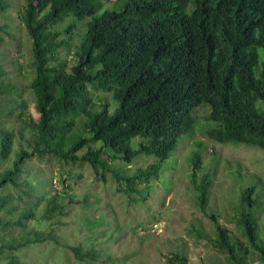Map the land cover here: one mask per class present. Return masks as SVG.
<instances>
[{"label": "trees", "instance_id": "16d2710c", "mask_svg": "<svg viewBox=\"0 0 264 264\" xmlns=\"http://www.w3.org/2000/svg\"><path fill=\"white\" fill-rule=\"evenodd\" d=\"M18 16L32 40L38 116L16 92L21 101L11 102L7 117L16 115L21 127L0 121V264H23L19 253L34 246L61 245L52 222L66 215L67 196L51 192L47 161L88 164L105 182L111 173L120 192L146 184L148 193L204 108L212 139L264 150V0H117L110 9L101 0H25ZM68 18L67 28L53 29ZM86 20L73 63L59 60L73 40L60 37ZM92 88L119 106L97 105ZM14 91L0 88V98ZM141 156L154 161L129 175L125 166ZM190 159L198 204L215 225V237L198 235L227 264H264L256 186L241 193L238 236L209 211L211 175L200 179L201 157ZM64 246L77 260L105 264L93 248ZM167 258L188 262L180 253Z\"/></svg>", "mask_w": 264, "mask_h": 264}, {"label": "rangeland", "instance_id": "374dc122", "mask_svg": "<svg viewBox=\"0 0 264 264\" xmlns=\"http://www.w3.org/2000/svg\"><path fill=\"white\" fill-rule=\"evenodd\" d=\"M101 2L104 9H110L117 0ZM0 3L4 6L0 10V88L15 90L13 95L8 93L0 98V121L9 120L19 129L22 123L18 117L14 114L7 117L11 102L21 101L16 92L26 101L28 113L33 118L38 116L30 97V83L35 76L32 40L18 16L25 0H0ZM72 22L68 18L53 29L62 31ZM87 23L88 20L79 22L73 34L64 33L60 37L73 40L71 46L60 49L59 60L73 63ZM91 92L97 105L108 101L113 102L114 109L119 106L111 94L93 88ZM195 116L193 131L180 140L167 169L162 177L151 181L148 193L144 191L146 184H140V192L131 195L120 192L122 187L111 173H106L105 182L96 177L88 164L63 166L57 160L45 162L51 192L67 196L66 215L52 222L61 245L46 243L21 251L23 264L89 263L77 260L64 245L93 248L103 255L105 264H168L167 257L173 253L186 256L187 264H227L226 256L196 232L201 230L215 237L214 222L198 204L199 193L190 177V158L196 153L201 157L200 179L205 174L211 175L209 211L239 236L235 215L240 196L253 185L264 232V150L215 141L208 133L214 126L209 120V110L200 109ZM153 161L149 156H141L125 168L133 175ZM68 195L73 197L72 201Z\"/></svg>", "mask_w": 264, "mask_h": 264}]
</instances>
